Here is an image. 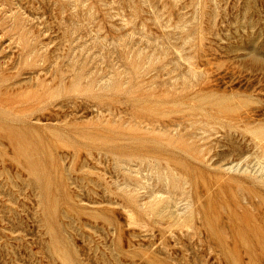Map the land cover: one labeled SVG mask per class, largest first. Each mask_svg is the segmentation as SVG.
<instances>
[{
	"label": "rangeland",
	"instance_id": "374dc122",
	"mask_svg": "<svg viewBox=\"0 0 264 264\" xmlns=\"http://www.w3.org/2000/svg\"><path fill=\"white\" fill-rule=\"evenodd\" d=\"M0 88V264H264V0H0Z\"/></svg>",
	"mask_w": 264,
	"mask_h": 264
},
{
	"label": "bare ground",
	"instance_id": "6f19581e",
	"mask_svg": "<svg viewBox=\"0 0 264 264\" xmlns=\"http://www.w3.org/2000/svg\"><path fill=\"white\" fill-rule=\"evenodd\" d=\"M2 69V68H1ZM195 71V70H194ZM3 72H5V70L3 71ZM12 82V81H11ZM16 82V81H15ZM6 85V84H5ZM11 85V84H10ZM16 85V84H15ZM4 86V85H3ZM3 86H1V87H3ZM6 88V87H5ZM8 88V87H7ZM11 89H12V85H11V87H10ZM1 89V88H0ZM4 89V88H3ZM14 89V88H13ZM5 91V90H4ZM7 91V90H6ZM5 93V92H4ZM2 94V93H1ZM3 95V94H2ZM1 96V95H0ZM8 96H6V98H7ZM10 98V97H9ZM25 100V99H24ZM2 101V100H1ZM6 101H8V100H6ZM18 103V102H17ZM8 104V103H7ZM11 104V103H10ZM13 104V103H12ZM2 105V104H1ZM4 106V105H3ZM1 107V106H0ZM8 107V106H7ZM3 108V107H2ZM9 108V107H8ZM12 112V111H11ZM12 113H14V112H12ZM192 113V112H191ZM189 114V113H188ZM189 117H191V116H189ZM192 118V117H191ZM187 122H189V121H187ZM3 124V123H2ZM5 124V123H4ZM194 124V123H193ZM211 126V125H210ZM8 133H10L9 131H8ZM7 133V134H8ZM11 134V133H10ZM15 136V135H14ZM10 139V138H9ZM13 139H15L14 137H13ZM12 139V140H13ZM14 143V145H15V142H13ZM263 143V142H262ZM143 162H144V160H142ZM123 162V161H122ZM125 163V162H124ZM120 164H121V162H120ZM121 166H122V164H121ZM126 166H127V163H126ZM123 169H124V167H122ZM127 170V169H126ZM164 170V169H163ZM166 172V171H165ZM166 177V176H165ZM166 179V178H165ZM167 180V179H166ZM143 200V199H142Z\"/></svg>",
	"mask_w": 264,
	"mask_h": 264
}]
</instances>
